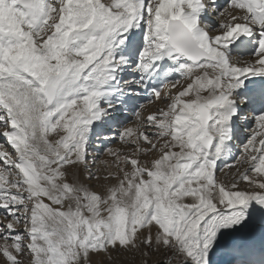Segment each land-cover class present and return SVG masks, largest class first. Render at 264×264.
I'll use <instances>...</instances> for the list:
<instances>
[{"label": "snow or ice", "instance_id": "obj_1", "mask_svg": "<svg viewBox=\"0 0 264 264\" xmlns=\"http://www.w3.org/2000/svg\"><path fill=\"white\" fill-rule=\"evenodd\" d=\"M0 129V264H264V0H0Z\"/></svg>", "mask_w": 264, "mask_h": 264}, {"label": "rangeland", "instance_id": "obj_2", "mask_svg": "<svg viewBox=\"0 0 264 264\" xmlns=\"http://www.w3.org/2000/svg\"><path fill=\"white\" fill-rule=\"evenodd\" d=\"M163 87V86H161ZM166 87V86H165ZM164 89V87L162 88ZM158 101V99H157ZM140 103H144L145 104V107L147 104V101L146 100H142L140 101ZM163 107V105H162ZM160 108V107H159ZM128 122H132L134 123V119H133V116H132V113L129 112V118H128ZM252 126H250L249 128H251ZM248 130V129H247ZM119 144V141H114L112 143V145H110L111 147L115 148L117 147V145ZM109 145H104V146H100V145H97L96 146V151L99 152V156H98V160H97V164L95 165L93 171L95 172L97 169L100 170V174H104V165H101L100 164V161L101 160H109V162L111 163V158L110 157H107L104 153V148L105 147H108ZM231 175V173H229V176ZM90 187L93 189V190H96L99 188V185L97 184L96 181H92L90 182ZM3 241L0 240V244H2ZM139 254H136V253H113V260L112 261H106V264H134L135 261L139 258ZM93 259H97V258H93Z\"/></svg>", "mask_w": 264, "mask_h": 264}, {"label": "bare ground", "instance_id": "obj_3", "mask_svg": "<svg viewBox=\"0 0 264 264\" xmlns=\"http://www.w3.org/2000/svg\"><path fill=\"white\" fill-rule=\"evenodd\" d=\"M217 2L218 3H220V4H224V0H217ZM245 55L247 56V54L245 53ZM245 56V57H246ZM173 79H176V77H173ZM164 87V89H162ZM163 87H161V90H162V92L163 91H168V89H167V87H165V86H163ZM148 104V103H147ZM162 105H163V107H164V101H162V100H158L157 101V99H155V98H153V103L152 104H148V105H146V107H145V112H147L148 110H151V109H153V108H159V107H162ZM127 115V117L129 118V113H127L126 114ZM251 125H249L248 126V128H246V130L245 131H247V129H250L249 127H250ZM0 131H2V129H0ZM239 142H237V144H238ZM0 144H4V146H5V148H9V146L5 143V138H3L2 136H0ZM229 163H232V161H228ZM221 167H223V165L221 164ZM225 171H227V169L225 170ZM233 171H234V169H233ZM140 260H141V258L139 257L136 261H135V263L134 264H140Z\"/></svg>", "mask_w": 264, "mask_h": 264}]
</instances>
